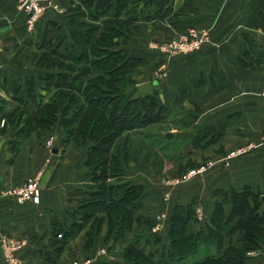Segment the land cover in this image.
<instances>
[{
	"label": "crops",
	"instance_id": "obj_1",
	"mask_svg": "<svg viewBox=\"0 0 264 264\" xmlns=\"http://www.w3.org/2000/svg\"><path fill=\"white\" fill-rule=\"evenodd\" d=\"M43 1L39 0L40 4ZM46 1L51 5L43 8L35 20L28 23V15L22 9L19 0H0V102L4 101V103H0V126L3 124L4 114L17 104L16 95L12 93L10 87L13 80H19L22 84L25 79L30 77L36 80L37 74L42 70L34 65L38 52L35 47L38 29L45 25L49 27L48 22L51 20L62 25V18L63 29L61 31L64 33L65 40L69 37L70 26L65 24L68 13H65L64 10L70 5V1L77 3L79 0ZM174 7L185 12V15L177 21L136 20L131 28L136 31L133 39L136 36L134 40L139 39V41L131 44L137 46L131 47L127 42V44H123L124 50L129 55L140 57L141 63H144L143 66H148L150 65L148 58L154 54L143 51L146 49L145 44L148 45L153 39H172L179 36L186 26L198 25L202 22L213 25L211 27L213 42L210 41L213 46H206L198 51L194 57L195 61L191 64L187 66H183L184 64L175 65L181 70L174 81V89L169 90L172 93L167 94V86L170 82L163 85L153 80V86L155 88L157 85V91L152 89L147 94L157 96L159 101L167 107L166 101L170 100L175 102V100L183 101L192 98L199 101L212 99L214 95L223 97L225 84H228L226 81L238 74L242 77L246 74L259 75L260 78L254 81L264 85V65L245 69L237 61V57L246 49L245 39L250 37L251 40L255 39L256 44L264 45V38H259L260 34L264 35V0H174ZM82 8L86 9L84 5ZM75 19L91 21L88 16L82 14H77ZM217 21L219 23L216 26ZM232 22H236L234 26L241 29L236 38H233L235 31L233 29L235 28L232 29ZM144 30H147V33L141 35L140 33ZM130 37L131 34L128 39ZM158 53L160 56H158L156 64L151 66L155 70L164 69L168 61L165 56H162L163 54ZM139 65L130 73V77L134 81ZM135 84L136 81L131 86L128 96H140V94L133 93L132 87ZM214 88L218 91L215 94H208V91L214 90ZM43 94L46 96L44 92ZM18 95L25 99L23 86ZM226 96L222 100L230 99ZM238 101H240L238 118L243 116L244 122L253 120L250 131L256 132L263 125L262 122L254 121H259L256 117H262L264 120V98L258 95L252 98L244 96ZM245 101L250 103L247 105ZM181 103L183 104V102ZM199 104L200 102L196 105ZM24 107L28 111L35 108L33 104ZM194 116L191 118L195 123H198L197 119L200 118V115ZM222 116L225 117L219 123L223 127L222 132L224 129L229 131L231 113H225ZM204 125V129L213 126L209 121ZM245 131L244 127L243 132ZM0 136V264H8L2 248L4 238L23 243L13 252L12 264H122L123 248L133 241L136 229H143L141 213L145 211L150 197L145 193V184L141 181L145 187L142 206L135 213L139 220H135L131 228L127 229L122 236H117L114 232L108 236L107 218L105 214L99 213V216H104V218L99 232L93 234L88 246H86V241L90 222L85 223L71 238L63 242L60 237L53 235L52 230L59 227L66 229L73 224H79L82 216L78 213L77 208L83 200L89 197L88 187L92 174L85 163L86 146L73 140L63 143V132L58 123L45 129L39 137L32 131L27 135L16 133V129H10V127H7L3 134L0 133ZM48 137L52 139V145L49 148L43 143V140ZM190 161L200 164L202 160ZM219 161L222 162L220 172H209V170L215 169L213 168L215 166H212L207 168L209 173L201 177V189L205 186L202 190L199 189L201 191L191 192L189 194L191 197L186 200H182V196H180L181 199L177 198L176 204L186 205L191 202L193 204L196 221L190 220L187 223L189 233L200 227L204 228L205 224L209 222L215 203L223 200L222 191H228L231 187L241 190L245 186L253 191H264V160L259 158L257 160H233V163H230L229 160ZM136 164L138 163L135 160H131L124 165L127 179L132 180L129 172L132 170V165ZM199 170L200 168L197 169L198 172ZM186 173L180 175L187 176ZM27 178H37L39 187L37 203L28 200L18 203L13 195L2 192L22 185ZM190 185L194 187L195 185L199 186L200 183L191 182ZM176 186L178 185L174 184V189L177 188ZM180 188L178 187L176 195L177 193L180 195L182 190ZM223 207L227 213L229 204L225 203ZM231 226L232 224H229L225 231ZM167 228L165 234H167ZM240 237V232L236 231L233 235L225 237V244L231 240L233 245L240 246ZM166 239L165 249L169 245L167 235ZM119 243H121V248L118 247ZM104 245L111 246L112 249L103 253ZM57 246L61 247L60 253L53 256V250ZM165 249L163 250L165 251ZM246 255V264H264V243H261L259 248L248 251Z\"/></svg>",
	"mask_w": 264,
	"mask_h": 264
},
{
	"label": "trees",
	"instance_id": "obj_2",
	"mask_svg": "<svg viewBox=\"0 0 264 264\" xmlns=\"http://www.w3.org/2000/svg\"><path fill=\"white\" fill-rule=\"evenodd\" d=\"M82 5L87 8L83 9ZM64 11L68 13L65 24L70 26L68 39L65 40L62 25L56 21L51 20L49 27L38 29L34 65L42 70L36 80L30 77L23 84L13 80L10 87L17 104L4 114L0 133L10 127L16 129V133L27 135L32 131L39 137L45 129L58 123L63 143L73 140L86 146L85 163L92 178L89 197L77 208L81 221L52 232L54 236L60 234L64 242L90 222L88 246L93 234L100 230L104 216L99 213L107 218L108 236L112 232L122 236L135 220H139L135 213L142 206L145 187L142 182L125 177L124 165L136 160V149L129 133L160 122L168 111L154 95L128 96L134 84L130 73L142 59L129 55L123 44L136 20L175 21L185 12L175 9L174 0H79L77 3L70 1ZM77 14L86 15L91 21H77ZM247 44L237 57L239 65L245 69L263 65L264 45L256 44L255 40ZM22 86L25 99L18 95ZM28 104L35 108L28 111L24 107ZM191 116L187 113L179 118L181 125ZM198 135L192 139L193 146H199L200 139L205 136L199 138ZM161 138L165 141L163 145L157 143L158 138L152 139L149 145L156 143L162 150L174 140L165 135ZM216 140L213 136L205 144ZM148 149L143 160L151 156V148ZM195 166L198 165L187 160L178 170L184 173ZM263 194L264 191H253L248 186L222 191L223 200L215 203L209 222L190 233L187 223L196 221L193 204L175 203L168 217L169 245L160 258L154 261L152 253L143 249L150 237L144 236L141 248L136 245L140 244L137 236L142 231L138 228L133 241L124 248L122 264H185L201 246L213 248L216 254L206 255L191 264H246V253L264 242ZM225 203L229 204L227 213L223 207ZM147 223L150 228L152 220L148 219ZM229 224L232 226L225 231ZM236 231L241 234L240 246L233 245L231 240L225 244V237ZM60 250V246L54 248L53 256Z\"/></svg>",
	"mask_w": 264,
	"mask_h": 264
},
{
	"label": "rangeland",
	"instance_id": "obj_3",
	"mask_svg": "<svg viewBox=\"0 0 264 264\" xmlns=\"http://www.w3.org/2000/svg\"><path fill=\"white\" fill-rule=\"evenodd\" d=\"M42 4L43 8L51 5L46 0H44ZM61 21L63 25L62 18ZM218 23L219 21L216 22V26ZM235 23L236 22H232V29L235 28L233 29L235 30L233 38H236V35L239 34V30H241L240 28L234 26ZM212 26L213 25L205 22L198 25L186 26L177 37L172 39H153L148 45L145 44L146 49L143 51L154 55H150L151 59L148 58L150 65L143 66L144 63L142 62L136 69L137 74L134 77L136 84L132 87L133 93L135 95H143L145 93L147 94V92H150L152 89L155 91L157 85H155L154 88L152 83L153 80L156 83L163 85L170 82L167 86V94L172 93L169 90L174 89V81L177 79L178 72L181 70L175 65L184 64L183 66H187L195 61L194 57L198 51L204 49L206 46H213L210 42L212 41ZM191 30H194L199 37H202V42L198 48L192 51L184 52L180 48L179 43L183 40L184 36H189ZM131 31V40L128 39L125 43L127 44L128 42L131 47H136L137 45H133L131 43L139 41V39L134 40L136 36L134 39L133 36L136 31L134 29ZM143 33H147V30H144V32H141L140 34L142 35ZM249 40H251L250 37L245 39L246 48ZM147 46L150 49H147ZM157 52H160L161 55L163 54L162 56H165L168 60L164 69L155 70V68L151 67L152 64H156V60L158 56H160ZM258 78H260L259 75L254 76L253 74L252 76L246 74L244 77L238 74L228 78L226 81L228 84H225V91L223 94L224 96L227 95L226 97L228 99L230 98L229 100H222L224 96L221 97L220 95H214V97L209 100L195 101V99L191 98L183 101L175 100V102L171 100L169 102L166 101V104H168V111L164 119L154 125L141 129L142 131L132 133L131 141L133 148L136 149L135 162L138 164L134 166L132 165V170L129 172V175L133 181H142L146 187L145 193L150 196L148 199L149 203H147L145 211L141 213L143 217V229L137 236L140 244L136 243V245L141 248L144 236L150 237L148 245L144 246L143 249L146 252L152 253L154 261L161 256L163 249H165V241L167 242L165 231L168 225L169 212L174 203L178 202L177 198L181 199L180 196H182V200H186L191 197V195H189L191 192H197L201 189L202 176L204 177L209 172H220L222 169V162L219 160H229L230 163H233V160H257L258 158L260 160H264V120H262V117H256L259 121L254 122H262L263 125L256 132H251L250 129L253 120L244 122L243 120H245V118H243V116L238 118L237 114L240 104L238 99H243L244 96L249 98L251 96L252 98L255 95L264 98V85L261 83L258 84L257 81H254L258 80ZM217 91L218 89L214 88V90L212 89L211 91H208V94H215ZM154 94L157 95L156 93ZM181 102H183V104ZM198 102H200V104L196 105ZM250 102L252 103L253 101L251 100ZM250 102L245 101V104L248 105ZM229 112L231 113V117H229V122L231 123L230 130L227 131V129H224V132H222L223 127L219 124L221 122L220 120L225 118L222 116L223 114ZM187 113H191L192 117L193 115L197 117L200 115V118L197 119L198 123H195L192 118H187L186 123L181 125L179 118L185 116ZM208 121L209 123L211 122V125L213 126H208V128L204 129V124ZM244 127L246 129L245 132H243ZM199 129L200 131H198ZM167 132L172 134L170 138L174 140L172 144H166V147L161 150L157 146L164 144L165 141L160 140V138ZM146 133L148 134V137L145 136ZM197 134H199V138H201L202 135L204 136V134L205 136L200 139L199 146H193L191 142ZM213 136H216L217 140L212 141L209 144H205L213 138ZM154 138H158L157 143L159 145L155 143L154 146H150L149 142ZM45 140L46 139H44L43 142ZM148 148H151V156L149 155L147 160H143L144 157L146 159V154L149 150ZM184 160H186L185 163L187 160L202 161L200 164L193 161L198 166L186 170L187 173L184 172V174H188L187 176H181L180 174L182 172L178 170V167L179 163L185 164ZM216 161L219 162L217 163ZM212 166H215L213 167L215 169L207 172V168ZM199 168L200 170L198 172L197 169ZM177 177L178 179H176ZM191 182H199L200 185L191 187ZM174 184L178 185L175 189ZM178 187H181L180 189H182L180 195L179 193L176 195ZM148 219L150 222L152 220L150 228L147 223ZM142 233L145 234L142 235ZM118 247L121 248V243H119ZM111 249V246L107 247L104 245L102 252L106 253ZM213 254H216L213 248H205L201 246L199 252L189 257L185 263L191 264L195 260H200L206 255Z\"/></svg>",
	"mask_w": 264,
	"mask_h": 264
},
{
	"label": "built area",
	"instance_id": "obj_4",
	"mask_svg": "<svg viewBox=\"0 0 264 264\" xmlns=\"http://www.w3.org/2000/svg\"><path fill=\"white\" fill-rule=\"evenodd\" d=\"M21 7L24 12L28 15L27 22H33L42 11L43 5L40 4L39 0H19ZM188 36V35H187ZM184 36L183 40L179 43L182 51H192L198 48L202 42V37H199L194 30H191L189 36ZM1 139V136H0ZM44 145L49 148L52 145L51 137H48L44 141ZM4 194L13 195L18 203L24 202L26 200L33 203H37L39 196V187L37 178H27L25 182L15 188H10L2 191ZM56 237H60V234H57ZM23 245L21 241H14L9 238H4L2 242V248L4 249V254L8 260V264L13 263V252L20 248Z\"/></svg>",
	"mask_w": 264,
	"mask_h": 264
},
{
	"label": "water",
	"instance_id": "obj_5",
	"mask_svg": "<svg viewBox=\"0 0 264 264\" xmlns=\"http://www.w3.org/2000/svg\"><path fill=\"white\" fill-rule=\"evenodd\" d=\"M259 37H260V38H264V35H263V34H260ZM165 136H167V137H171L172 134H171L170 132H167V133L165 134Z\"/></svg>",
	"mask_w": 264,
	"mask_h": 264
}]
</instances>
